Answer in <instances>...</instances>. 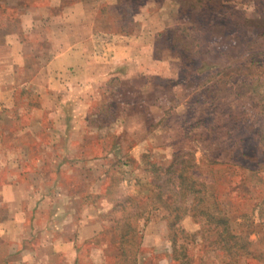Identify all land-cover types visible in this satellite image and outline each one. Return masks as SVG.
I'll return each mask as SVG.
<instances>
[{"label":"rangeland","instance_id":"1","mask_svg":"<svg viewBox=\"0 0 264 264\" xmlns=\"http://www.w3.org/2000/svg\"><path fill=\"white\" fill-rule=\"evenodd\" d=\"M48 2L0 0V264H133L135 255L177 264L167 212L148 187L153 170L160 184L184 166L212 185L204 203L219 204L232 233L250 241L255 258L241 264H264V0L198 10L124 0L122 14L104 3L82 56L110 61L120 36L139 42L124 47L135 67L109 62L92 91L70 54L46 62L76 38L77 19L73 7L52 20ZM59 23L61 33L49 29ZM164 187L178 204L172 181ZM112 218L133 222L124 241ZM198 222H178L188 262L217 264Z\"/></svg>","mask_w":264,"mask_h":264},{"label":"trees","instance_id":"2","mask_svg":"<svg viewBox=\"0 0 264 264\" xmlns=\"http://www.w3.org/2000/svg\"><path fill=\"white\" fill-rule=\"evenodd\" d=\"M175 4L184 8H190L191 10L203 9L206 6L211 4H216V8L220 7L221 0H174ZM19 4H24L25 0H18ZM219 4V5H218ZM27 4H25V7ZM125 10L122 9L121 13ZM234 147V143L231 144V148ZM239 155H243L240 152ZM175 159V158H173ZM175 162H172L171 165L174 166ZM153 165V164H152ZM190 167V166H189ZM191 171L193 166L190 167ZM158 170V169H156ZM170 176L168 180H161L159 182V175L156 174L155 170L152 173L151 184L148 187L149 198L153 200L159 207L163 208L167 212L168 219V239L171 243V252L172 257L177 260L175 261L177 264H190L188 262V257L186 255V247L184 245L185 239L188 237L187 232L178 225V222L185 215H190L193 219L200 218L202 222H198L202 225V234L205 239L208 241L207 249L213 250L215 252V256L220 258L217 264H241L244 260L249 258H255V254L247 248V245L250 243L247 237H239L236 233H232V229L230 228L231 221L226 216L225 210L220 209L219 204L215 203V201L204 203V195L211 194L214 196V191L212 190V185L208 186L206 183L198 181L196 177L190 178L191 172L188 171L187 166L181 167L179 169L170 168ZM193 172V171H192ZM198 175V174H197ZM169 181L173 183V194L174 197L179 198V202L173 203L166 201V198L172 197V194H165V185ZM176 181V183L174 182ZM166 195V198L163 196ZM191 201L187 203V197H191ZM148 198V197H147ZM176 201V200H175ZM140 206V207H139ZM231 206V205H230ZM122 208V207H121ZM139 211L141 213H133L134 216L137 214L142 215L145 209L142 205H138ZM138 212V211H137ZM113 216V215H112ZM113 219V218H112ZM115 222V229L118 238L124 241L128 238L130 232L134 231L133 222L130 218H126L122 224H119L118 220L113 219ZM120 229V231H119ZM213 231V234H208L207 232ZM205 250L206 253L208 250ZM125 254L126 250L121 251ZM130 253L126 254V257L129 256ZM179 256L178 258L175 256ZM183 258V259H181ZM207 255L204 257H200L196 264H216L210 260H208ZM131 260L133 264H137V256H131Z\"/></svg>","mask_w":264,"mask_h":264},{"label":"crops","instance_id":"3","mask_svg":"<svg viewBox=\"0 0 264 264\" xmlns=\"http://www.w3.org/2000/svg\"><path fill=\"white\" fill-rule=\"evenodd\" d=\"M111 0H49L48 2V13L52 14L53 19L55 21V15H57L59 13V15L61 13H64V11L66 9H71L74 7V9H72L74 12V14H72V16H76V21L74 22V24H72L71 27V34L75 35L76 38H74L72 40V42L69 44L70 46L73 47L72 50L68 51V50H63V48L68 47L69 45H65L64 42L61 49V52L55 51V53L51 56L53 57L51 59L48 58L46 60V62L48 63V66H53V64L56 65H63L65 63H63L65 61V59H62L63 55H71L70 57L73 58L78 64H79V68H80V72L84 73V76L86 77V79L88 80L87 84V88H90V91H92V88H95L96 85L93 84L92 80H95V78L98 76V72L101 71L102 72V67L103 69H108L109 66H107V64L109 63L111 65L115 64V66H113V68H115V70L117 69V66H123L122 64H127V67H135V65H131L130 63H127L125 61V53H124V47L126 46V48L128 47L126 42H131L134 38L136 39V36H134L132 39H128L127 37H125V35L120 36L122 37L126 42H123L121 44H117L116 47L114 48V55L111 57L110 61H108V59H104V55L101 54H97L96 52H94L93 56L87 57L85 58L84 56H82V51H81V47L80 46H84V45H80L82 43V41L86 40V39H90L92 38V36L94 35L93 32H95V30L98 29V27H96V21L98 20V18H100L101 15V9L102 7H104V3H107V5L109 6V8H114L115 12H117V14L122 11V7L124 6V0H112L111 2H109ZM25 4L24 3L21 5V8L23 7L25 9ZM69 4V5H68ZM120 4V6H119ZM126 4V3H125ZM118 6V7H117ZM120 8V10H119ZM34 9V8H33ZM23 10V9H22ZM24 11L20 12V13H24ZM69 13V12H68ZM48 14V15H49ZM50 17V16H49ZM35 20V19H34ZM52 21V23H49L51 26L56 25L55 22ZM61 23V22H60ZM59 23V25H60ZM63 24V23H62ZM66 26L68 25L67 23H65ZM64 24V25H65ZM55 26V27H50L49 29H53L58 31L59 33H61L62 31V26ZM70 28V26H67V29ZM77 30V32L75 33V30ZM119 34V33H118ZM118 42H122V39H117ZM137 40V39H136ZM135 40V41H136ZM138 41V40H137ZM139 42V41H138ZM139 44V43H138ZM80 45V46H78ZM140 45H142L140 43ZM135 59V62L137 63H142V58ZM126 66V65H124ZM28 67V66H27ZM42 69L40 70L37 69V73L36 71H31L29 70L30 76L31 78H36L38 77V75L41 73L42 74ZM28 70V69H27ZM106 71H110L109 69ZM114 76H119V72L117 70V72L115 73V75H111L110 77ZM109 77V78H110ZM84 86H78V88L81 90H83ZM84 89V90H85Z\"/></svg>","mask_w":264,"mask_h":264}]
</instances>
